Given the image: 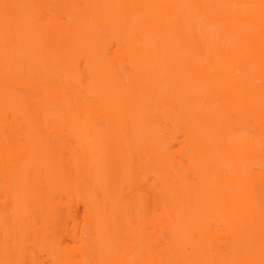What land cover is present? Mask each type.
I'll return each instance as SVG.
<instances>
[{
	"label": "bare ground",
	"instance_id": "6f19581e",
	"mask_svg": "<svg viewBox=\"0 0 264 264\" xmlns=\"http://www.w3.org/2000/svg\"><path fill=\"white\" fill-rule=\"evenodd\" d=\"M0 264H264V0H0Z\"/></svg>",
	"mask_w": 264,
	"mask_h": 264
}]
</instances>
